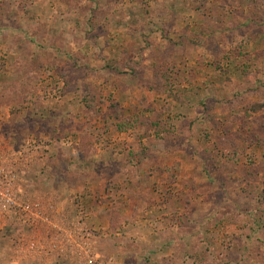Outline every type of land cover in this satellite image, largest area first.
Masks as SVG:
<instances>
[{"label":"rangeland","instance_id":"374dc122","mask_svg":"<svg viewBox=\"0 0 264 264\" xmlns=\"http://www.w3.org/2000/svg\"><path fill=\"white\" fill-rule=\"evenodd\" d=\"M123 258L264 264V0H0V264Z\"/></svg>","mask_w":264,"mask_h":264},{"label":"crops","instance_id":"0c3cea01","mask_svg":"<svg viewBox=\"0 0 264 264\" xmlns=\"http://www.w3.org/2000/svg\"><path fill=\"white\" fill-rule=\"evenodd\" d=\"M59 207H61V206H59ZM94 237H90L89 239H88V243L92 246V242H94L95 240L93 239ZM134 249V247H131V248H129V247H124L123 249H121L122 251H121V255L123 254L124 256H128L129 258H131V259H133V260H137L138 262H140V260L141 259H144L145 260V257H144V255H142V253H140V252H136V251H134L133 250ZM42 251V250H41ZM46 254H48V253H50V251L48 250V249H46L45 248V251H44ZM119 254V255H120ZM147 254H148V257L153 261L154 260V257L156 256V254H150L149 252H147ZM148 257L146 258L147 260H148ZM51 259V258H50ZM124 261V262H123ZM123 264H129V262L127 261V259L126 258H123ZM146 261V260H145Z\"/></svg>","mask_w":264,"mask_h":264}]
</instances>
